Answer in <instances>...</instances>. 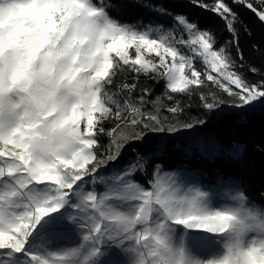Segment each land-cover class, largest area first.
I'll list each match as a JSON object with an SVG mask.
<instances>
[{
	"label": "snow or ice",
	"instance_id": "obj_1",
	"mask_svg": "<svg viewBox=\"0 0 264 264\" xmlns=\"http://www.w3.org/2000/svg\"><path fill=\"white\" fill-rule=\"evenodd\" d=\"M231 3L264 23V0ZM196 6L224 20L242 61L234 26L239 13L227 0ZM112 10L122 11L117 0H0V264H169L174 246L199 264L193 253L221 246L237 216L256 220L257 209L264 211L249 200L239 180L217 174L206 182L202 173L183 167L164 170L156 153L147 158L153 176L141 175L146 186L137 179L145 164L130 161L101 171L119 158L125 144L144 141L148 132L174 134L194 127L165 126L145 112L149 90L137 98L138 106L131 95L136 83L121 86V92L128 90L122 104L109 94L124 67L165 78L172 93L206 79L235 96L238 103L231 107L243 109L244 116L264 107V80L249 83L235 70L227 45L216 47L207 30L176 15L185 39L151 25L121 24L110 17ZM152 11L167 15L162 7ZM197 55L204 73L196 70ZM223 106L203 104L209 112ZM110 117L139 130L114 139V150L99 154L101 122ZM116 128L109 135L115 137ZM199 150L208 160L242 157L239 145L225 149L211 142ZM213 201L222 206L213 208ZM246 255L248 264H264L255 251Z\"/></svg>",
	"mask_w": 264,
	"mask_h": 264
},
{
	"label": "trees",
	"instance_id": "obj_2",
	"mask_svg": "<svg viewBox=\"0 0 264 264\" xmlns=\"http://www.w3.org/2000/svg\"><path fill=\"white\" fill-rule=\"evenodd\" d=\"M117 2L122 11L112 10L110 17L121 24L137 26L142 23L144 26H152L160 23L165 27L163 30L166 32L172 31L177 36L183 35L187 39L186 30L182 31L183 26L174 19L176 15H183L200 30H207L212 34L216 47L227 45L226 50L238 65L235 70L243 74L249 83L264 80V23L246 8L232 5L231 0L227 2L235 12L239 13V21L235 22L234 26L239 37V51L243 53L242 61L235 47L229 43L233 37L227 31L224 20L212 11L196 6L198 4L212 6L216 0H117ZM253 2L258 4L259 0ZM154 7H162L167 15L152 11ZM195 67L202 73L207 70L199 59L195 61ZM252 69L255 71H251ZM201 78L203 79V76ZM125 83H136L137 87L131 95L132 102L137 103L138 106L137 98L144 95L145 89L149 90L145 96L147 103L143 105V110L157 115L165 126L191 123L194 127L183 129L182 131H187L183 136L175 133L148 132L144 141L125 144L119 158L109 162L107 169L112 166L116 168L124 166L130 161L137 166L145 164V171L137 176L143 184L141 175L153 176V168L147 163L148 154L156 153L160 157L158 162L163 164L164 170H177L183 167L194 173H202L206 176L207 182L212 181L217 174L233 177L242 183V190L253 204L264 206V195H262L264 194V107L244 116L241 115L243 109L233 108L231 107L233 104L229 105L219 99L217 102H222L224 106L216 109L215 112H209L203 107L204 99L198 92L172 93L166 88L163 77L157 74H135L127 67L117 73L113 78V84L107 88L109 94H113L121 104L128 93V90L121 92V86ZM171 107H178L181 111L170 113L168 109ZM201 119L205 121L202 125L197 123ZM144 123L156 126L150 119L144 120ZM117 124L121 127L127 123L112 117L101 122L105 132L98 134L99 154H105L110 148L114 150V139L109 133ZM127 126L129 129L124 137L139 130L129 124ZM165 135L167 139L157 144V141ZM211 142L225 149H230L233 145L242 146L241 159L231 160L223 155L214 160L204 159L199 150L200 146H206Z\"/></svg>",
	"mask_w": 264,
	"mask_h": 264
},
{
	"label": "clouds",
	"instance_id": "obj_3",
	"mask_svg": "<svg viewBox=\"0 0 264 264\" xmlns=\"http://www.w3.org/2000/svg\"><path fill=\"white\" fill-rule=\"evenodd\" d=\"M174 247L176 252L170 256L169 264H191V256L187 252L181 253L178 246ZM249 249L256 252L258 260H264V211L259 209L256 220H250L243 214L236 217L230 230L224 234L217 254L207 259H196L199 264H248L246 253Z\"/></svg>",
	"mask_w": 264,
	"mask_h": 264
},
{
	"label": "rangeland",
	"instance_id": "obj_4",
	"mask_svg": "<svg viewBox=\"0 0 264 264\" xmlns=\"http://www.w3.org/2000/svg\"><path fill=\"white\" fill-rule=\"evenodd\" d=\"M151 27L153 29L159 28L161 30V33H165V34L167 33L165 30H163V28H165V27L162 24H160V23L154 24ZM182 51L187 53V54L184 53L185 55H189V56L192 55L191 50L187 49L186 47H183ZM152 58H154V57H152ZM197 59L202 61L198 57V55L194 57V61H196ZM186 71H187V69H186ZM203 79H205V78L203 77ZM164 80L166 82L165 78H164ZM185 91L188 92V93L198 92L200 97L201 98L203 97L204 103H205V101H207L208 103H216L219 99H222L224 102H226L229 105L238 103V100H237V98L235 96H229L218 85H214L211 82L207 81L206 79H205V83L204 84L199 85V86H195V85L190 86ZM128 129H129V126H127V124L122 125L120 128H118L116 130L115 137H113V139H119V138L124 137L126 135V132L128 131ZM186 133H187V131H180L178 133H175V135L183 136ZM241 148H242V146H241ZM118 168H120V167H118ZM110 169H117V168L112 166L109 169H105V168L102 167L101 171L104 172V171L110 170ZM204 178H205V181H206V176H204ZM141 185L142 186H146V185H143V184H141ZM212 206H213V208L218 209L222 205H221V203L219 201H213ZM260 207H261V209H264V206H260ZM218 235L219 234H209V236H213V237L218 236ZM221 239H223V237H221ZM72 246H78V244L77 245H72ZM85 246H86V242H85ZM60 250H66V249H56V251H60ZM220 250H221V246H214L213 248L209 249L207 252H200L199 250H197L196 252L193 253V255L196 256L199 259H207V258H210L211 256L217 254Z\"/></svg>",
	"mask_w": 264,
	"mask_h": 264
}]
</instances>
